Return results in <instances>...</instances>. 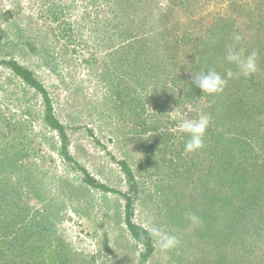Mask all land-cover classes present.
<instances>
[{
    "label": "rangeland",
    "instance_id": "1",
    "mask_svg": "<svg viewBox=\"0 0 264 264\" xmlns=\"http://www.w3.org/2000/svg\"><path fill=\"white\" fill-rule=\"evenodd\" d=\"M153 1L152 5L142 4L136 20L127 15L121 19L128 32L124 38L113 27L100 40L88 31L83 41L60 37L56 51L61 62L54 68L31 50L21 59L53 96L72 155L86 167L90 178L117 192L89 186L82 170L52 148L53 144L60 146V137L44 127L39 97L3 66L0 133L7 141L0 139V176L9 171L7 166H34L42 190L38 197L23 193L24 189L33 191L24 186L25 177L13 171L8 177L13 186H22L19 206H27L28 220L52 218L48 225L63 243L57 251L68 256V264H139L143 246L126 227L125 199L120 194L131 191L133 184L140 190L134 222L143 227L154 225L179 241L166 252L155 243L149 264H264V0ZM20 2L23 19L31 15L43 21L44 17L43 25L55 29L64 16L75 24L79 19L80 12L52 20L42 0H0V10L15 9ZM55 11L60 15L59 9ZM75 24L68 26L76 31ZM129 31L134 32L133 37H128ZM237 33L242 37L239 42L233 39ZM138 37L146 41L134 42V53L122 49ZM65 45L68 50L61 54ZM230 47L244 56L257 52V71L228 78V70L238 71L226 60ZM200 51H208L203 63L199 62L201 56H195ZM116 52L123 58L118 65L119 59L113 56ZM148 58L166 73L137 81L142 61L147 63ZM212 68L227 79L223 91L180 102L188 93L182 86L185 77L193 82V73ZM178 76L183 80L179 78L182 82L176 89L173 78ZM201 115L210 117L204 145L186 152L189 135L178 125ZM215 118L221 120L219 125ZM222 131L236 140L231 138L228 143L216 137ZM227 144L243 149L230 172L234 176L222 166L227 161ZM121 161L130 165L134 183ZM241 184L250 195L245 203L237 196ZM240 203L247 205L243 215L247 232L242 240L236 236V226H228ZM192 213L200 219L198 225L188 219ZM0 260L2 264L3 257ZM49 260L46 256L45 263L50 264ZM9 264L19 263L11 257Z\"/></svg>",
    "mask_w": 264,
    "mask_h": 264
},
{
    "label": "trees",
    "instance_id": "2",
    "mask_svg": "<svg viewBox=\"0 0 264 264\" xmlns=\"http://www.w3.org/2000/svg\"><path fill=\"white\" fill-rule=\"evenodd\" d=\"M143 3L145 4V6L146 4L152 5L154 1L65 0L63 3H58L59 5H55L54 0H42V5L46 6L48 8L46 10L49 11L47 17H51L52 20L55 21L59 20L60 16H64V14L69 15L80 12L77 24H75V22H70V20L66 19V17L64 16V19L63 17L61 19L62 25L59 24L60 27H58V29L53 28V26L49 24L43 25V23L45 22L44 17L42 19L43 21H41L40 17L36 19L31 15H27L26 20L23 19L24 15H22L20 12L23 10V5L21 4V2L15 9L7 8L5 10H0V66L6 67L7 69L11 70L26 86L34 90V95L37 98L39 97V100L43 107L41 121L44 127L56 132L60 137V146L56 147L53 144L52 148L54 150H57L65 161L72 163L74 166H77L82 170V172L86 175V183L89 186H92L96 189L104 188L109 192H117V189L95 182L93 178H90V174L87 172L86 167H82L79 161L72 155L70 149L68 148L66 128L56 116L53 96L51 95L48 87L37 76V74L29 66L21 62V59H24L27 51L29 52V50H31L33 53H36L40 57H43L44 61L54 68V66L59 65L61 62L59 59L60 54L58 51H56L60 37L65 38L69 42H73V40H75L76 42L83 41L84 33H87L88 31L89 34L95 35L96 39L100 40V38H105L102 34H108L110 28L113 27L116 32L120 34L122 38H124L126 37L128 32L126 29H123L124 23L121 19L125 15L129 16V19H135V17L137 18L139 16L138 14H141L140 9ZM55 9H59L60 15L56 13ZM109 12H111L113 16H110ZM40 16H43V14L41 13ZM135 20L131 21L135 22ZM71 23L76 25V31L68 26ZM142 27L138 26V28L140 29ZM133 34V31L130 32L128 37H133ZM141 39V37L132 39L133 42L128 43L127 46H122V49H125L128 54L134 53L133 51L135 46H132V44L134 42H138ZM142 41H146V39H142ZM68 43L66 45H68ZM66 45L62 49V52L60 51L61 54H66L68 50H66L65 48ZM148 48L149 50H151L150 47L146 46V49ZM207 52H196L195 56H201L202 58L199 62L203 63L206 60V57L208 55ZM118 53L119 52H116V54L113 55L115 59H119L118 61H116L117 65L118 62H121V60H123L122 56L120 57ZM150 54H152V52ZM148 60L149 62L147 63L146 61H142V67L140 69L141 76H138V78H136L137 81L139 80V78L142 79L143 77H147L148 75L150 77V75H162L166 73L165 70L161 71L157 69L158 66L154 65L150 58H148ZM147 65H149V67H147ZM212 65H214L213 62ZM153 66L155 67L153 68ZM132 68L136 70L134 67ZM194 69H199V66H194ZM212 69L214 70V68ZM192 75H195V73H193ZM179 78L181 79V77L179 76L173 78V85H175L174 87L176 89H179L180 82H182L179 81ZM182 86L187 87L188 93H186L184 98H180V102L189 99L192 100L193 98L195 99L196 97H200L203 93L202 90L199 89L195 85V83L187 77H185L184 81L182 82ZM173 94H175V92ZM151 96L152 97L150 98L154 99L155 95L151 94ZM220 104H222V102H219V105ZM1 119L2 118L0 116V120ZM219 121L221 120L215 118L216 124L219 125ZM218 125L215 126L216 130ZM5 126L7 127L6 124ZM46 135L47 134H44L43 136ZM217 136L223 138V140L227 141L228 143H231V138L234 139L233 137H226L224 131L217 133L216 137ZM0 139H2V142L4 143L7 141L3 138V133H0ZM228 145L229 144L225 146L226 148L224 151L227 156V161L222 166H226L227 173L230 176H234L230 174V172L232 170V167L235 165L234 162L237 160V154H239V151H242L243 149L242 147H238L237 145L236 148L233 149V147ZM5 160L6 159H4L3 161ZM13 161L15 162V159ZM120 163L122 165V168H124V170L127 172L130 180L133 182L134 176L128 162L121 161ZM7 167L9 168H6V170H9L10 172L13 171L16 174L25 177V187L30 186L33 188V191L31 189H28V191L27 189H24L23 193H25L28 197L39 196L42 190L39 188L40 186L37 185V181L35 180L38 173L34 172V170L32 169L34 166L29 167L27 165L15 164L14 166ZM9 171L4 172L5 176H0V245H2L0 247V256L3 257L2 264H9L11 257L12 259H15V263L16 260H18L19 264H29V262L34 264L37 263L38 260H40L42 264H46V256L50 257V264H59L60 262L62 264H68V256L61 251H57L59 250L58 246L63 243H60L58 241V237L54 235L55 232L51 229L52 227L48 225L53 222L52 218L42 217V222L39 217L34 216L33 219L28 220L27 206H19V200L22 194V186H13L10 177H8V174L10 173ZM237 176L238 174L236 173V177ZM233 179L235 178H231V180ZM237 181L238 180L236 179V183ZM240 187L242 189L239 190L240 192H238L237 196H239L241 201L245 203L247 199L250 198V195L246 192V190L244 189L245 187L242 184ZM138 192H140V190L137 184H133L132 190L129 192L122 193L120 191V194H122L125 199V204L123 205V218L126 227L133 239L143 246L142 251L139 255V264H149L156 247L155 241L149 235L147 228L135 223L133 220L136 207L135 198L139 196ZM244 203H240L239 205H237L238 207L236 208V211H238V214L237 216L235 215L234 219L229 221L228 225L236 226V236H238L240 240L243 239V232L246 231L244 228V226H246V220L243 221V215L247 213V205L245 206ZM50 213H47L46 217L52 215V213ZM115 216V218L119 220L120 214L116 213ZM38 236L40 237V241ZM33 238H35L34 241ZM48 238L52 242L49 241ZM54 243L57 245H55ZM104 243L106 249L110 250L107 240H105ZM27 256L28 260L26 259Z\"/></svg>",
    "mask_w": 264,
    "mask_h": 264
},
{
    "label": "clouds",
    "instance_id": "3",
    "mask_svg": "<svg viewBox=\"0 0 264 264\" xmlns=\"http://www.w3.org/2000/svg\"><path fill=\"white\" fill-rule=\"evenodd\" d=\"M233 39L239 42L242 37L240 34H234ZM257 52L253 51L249 55L244 56L242 51H237L234 47H230L226 54V60L236 65L238 71L234 73L228 70L226 76L232 78L234 75H243L245 77L257 71ZM193 82L202 90L203 93L215 94L223 91L227 84V79L222 77L218 72L209 69L206 72H201L198 75H193ZM150 106V105H149ZM151 107V106H150ZM154 110V109H153ZM210 124V117L208 115H201L198 119H183L178 127L181 131L189 135V139L185 144L186 152H194L204 145V136ZM188 219L193 225H198L201 221L194 214H189ZM149 235L154 239L161 251H168L179 243L174 235L163 233L156 226H145Z\"/></svg>",
    "mask_w": 264,
    "mask_h": 264
}]
</instances>
